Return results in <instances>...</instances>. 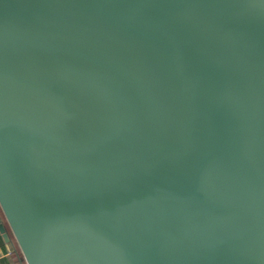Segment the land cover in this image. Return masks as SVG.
<instances>
[{
    "label": "water",
    "instance_id": "obj_1",
    "mask_svg": "<svg viewBox=\"0 0 264 264\" xmlns=\"http://www.w3.org/2000/svg\"><path fill=\"white\" fill-rule=\"evenodd\" d=\"M0 208L27 264H264V0H0Z\"/></svg>",
    "mask_w": 264,
    "mask_h": 264
},
{
    "label": "crops",
    "instance_id": "obj_2",
    "mask_svg": "<svg viewBox=\"0 0 264 264\" xmlns=\"http://www.w3.org/2000/svg\"><path fill=\"white\" fill-rule=\"evenodd\" d=\"M0 215L2 217V221L4 222L9 234H10V242L5 241L1 232H0V264H27L25 261L23 254L20 250L19 245L17 244L8 223L1 211Z\"/></svg>",
    "mask_w": 264,
    "mask_h": 264
}]
</instances>
